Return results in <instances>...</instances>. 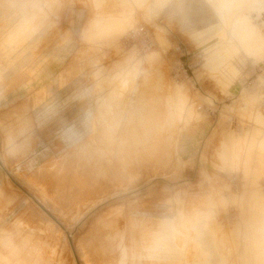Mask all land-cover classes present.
<instances>
[{
	"label": "clouds",
	"instance_id": "obj_1",
	"mask_svg": "<svg viewBox=\"0 0 264 264\" xmlns=\"http://www.w3.org/2000/svg\"><path fill=\"white\" fill-rule=\"evenodd\" d=\"M0 14L21 43L53 39L46 58L64 69L0 120V155L34 163L37 132L55 123L60 160L132 194L116 264H264V0H0ZM175 34L192 78L169 64ZM202 82L226 98L207 140ZM150 173L164 181L151 204Z\"/></svg>",
	"mask_w": 264,
	"mask_h": 264
},
{
	"label": "rangeland",
	"instance_id": "obj_2",
	"mask_svg": "<svg viewBox=\"0 0 264 264\" xmlns=\"http://www.w3.org/2000/svg\"><path fill=\"white\" fill-rule=\"evenodd\" d=\"M175 35L180 51L169 53V64L174 75L192 78L193 51ZM54 45L50 39L34 49L0 24V92L5 96L0 120L36 105L57 87L64 69L46 58ZM197 87L210 101L203 133L207 140L226 98L211 82ZM77 111L71 107L64 118L74 119ZM56 129L54 123L37 132L32 164L0 155V264H116L111 238L123 225L132 194L108 177L60 160ZM163 183L149 174L140 188L146 203L157 198Z\"/></svg>",
	"mask_w": 264,
	"mask_h": 264
},
{
	"label": "bare ground",
	"instance_id": "obj_3",
	"mask_svg": "<svg viewBox=\"0 0 264 264\" xmlns=\"http://www.w3.org/2000/svg\"><path fill=\"white\" fill-rule=\"evenodd\" d=\"M101 184V183H100ZM40 190V192L42 193L43 192V190L42 189H39ZM44 193V192H43Z\"/></svg>",
	"mask_w": 264,
	"mask_h": 264
}]
</instances>
